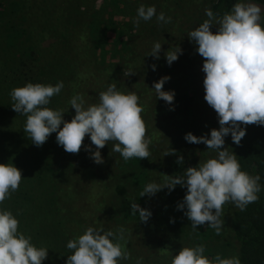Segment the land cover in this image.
Masks as SVG:
<instances>
[{"label":"trees","instance_id":"trees-1","mask_svg":"<svg viewBox=\"0 0 264 264\" xmlns=\"http://www.w3.org/2000/svg\"><path fill=\"white\" fill-rule=\"evenodd\" d=\"M50 1L52 4L58 2L0 0V164L12 163L22 173L19 189L0 204V210L11 211L16 216L18 230L31 236L36 247L48 248V257L42 264H65L67 256L72 253L66 247L67 242L82 235L88 227L114 232L123 227L125 241L120 243L130 252L131 258L121 260L119 264H136L144 249L134 248V243L138 238L149 241L145 238L149 234H145L147 231L156 238L150 244L161 242L157 249L166 251L175 246L176 227L168 221L171 214L167 218L162 215L164 204H169L175 214L182 212L181 230L183 227L192 229L184 211L177 210V204L186 194L185 187L176 185L171 192L164 188L151 197H140L139 194L150 182L162 183V174H184L185 163L177 164L176 161L186 154L185 147L189 143L184 139L185 135L196 129L203 132L204 126L216 121L209 120L211 117L207 116L205 119L208 121L203 125L204 120L198 119V97L183 85L184 79L179 73H174V68L182 64V60L177 59L170 66L165 63L168 74L159 76L160 79L170 77L163 90L174 91L171 105L157 99L154 91L144 102L142 91L148 90L145 86L136 93L143 108L141 117L146 125V137L151 138L148 159L125 161L119 153L111 151L113 142H109L100 149L104 162L96 164L91 153L85 150L86 146H91L93 152L96 150L88 135L78 154L67 153L58 145L56 133H52L42 146H35L23 131L26 117L11 107L13 102L9 94L13 88L29 82L54 86L62 81L61 92L53 96L46 107L63 110V119L70 122L75 110L69 101L74 95H83L87 107L98 103L99 93L110 84L115 83L118 91L127 94L131 92L132 85L140 81L131 78L132 75H123V69L132 71L127 62L117 63L105 58L106 52L112 54L116 50L115 46H106L110 35L111 42L117 41V29L112 18L108 21L112 26L103 24L100 28L96 21L93 22L92 13L87 14L92 20L86 22L88 29L85 35L84 28L73 26L74 20L69 19L65 11L48 10L52 7ZM107 1H113L118 10L124 11L116 5L118 0ZM119 1L126 3V0ZM250 1L264 9V0ZM237 2L239 0H208L207 9L222 17ZM48 4L50 6H46ZM164 57L160 52V58ZM200 99L205 100L204 96ZM149 111L156 112L152 123L148 119ZM241 127L245 128L246 135L240 145L233 143L230 137L233 152L242 171L260 176L261 191L257 193L258 201L250 203L244 211L231 205L226 222L229 250L231 257H239L241 264H264V126ZM172 149L175 150L174 155L164 156ZM184 158L189 159L190 156L185 155ZM132 202L151 211L146 223L139 221L138 213L131 214ZM176 222L180 224L178 220ZM196 232L199 233L198 229ZM164 236L166 242L160 240ZM192 240L195 246L202 245L198 238ZM154 256L152 264H160L162 257L157 253ZM143 260L142 264H145ZM164 262L170 264L166 259Z\"/></svg>","mask_w":264,"mask_h":264},{"label":"clouds","instance_id":"clouds-1","mask_svg":"<svg viewBox=\"0 0 264 264\" xmlns=\"http://www.w3.org/2000/svg\"><path fill=\"white\" fill-rule=\"evenodd\" d=\"M261 12L259 5L244 2L235 3L222 17L206 8L208 19L187 34L197 45L196 52L204 58V99L215 110L219 129H212L210 137H197L189 132L184 139L192 144L203 143L217 155L186 168L182 176L162 174V183H148L139 196L151 197L164 188L171 192L176 185L185 187L186 194L177 204V210L184 211L193 231L198 226L207 225L220 235L225 223L221 216L226 203L244 211L259 199L260 176L242 171L236 154L229 152L224 145L229 134L233 143L240 145L246 135L241 125L264 126V27L261 26ZM154 16L157 23H171V17H166L163 12L157 15L155 6L144 5L138 7L133 22L138 28L141 20L147 22ZM212 26H217L215 33L211 31ZM161 49V43L156 42L148 56L159 59ZM179 54H182L179 46L165 52L169 66ZM151 67L155 70L156 65ZM135 74L131 70L123 72L125 77ZM169 79L168 76L162 77L154 82L152 89L157 99L171 105L174 91L163 90ZM62 88V81L54 86L29 82L13 88L9 94L12 109L26 117L23 131L35 146H42L52 133H56L58 145L67 153L78 154L88 135L96 150L93 152L91 146H86L85 150L91 153L96 164L104 162L100 149L109 142H113L111 151L119 153L125 161L150 157L151 138L146 137V125L141 117L143 108L135 92L122 93L113 83L99 93L98 103L87 107L83 95H74L69 103L75 115L69 122L63 119V110L46 107ZM174 154L175 150L164 156ZM176 163L182 164L183 157H178ZM21 180L20 169L12 163L0 164V204L19 189ZM130 209L131 214L138 213L139 221L144 223L152 215L136 202L130 203ZM18 229L16 216L11 211L0 210V264H42L48 257V248L36 247L31 236ZM120 241H125L123 227L115 232L88 227L82 235L67 242L66 247L72 253L67 256L65 264H119L121 260H129L131 254ZM204 251L203 245L182 247L172 256L170 264H241L237 256L222 258L217 254L209 260L203 255ZM142 260V257L138 258L136 264H142Z\"/></svg>","mask_w":264,"mask_h":264},{"label":"rangeland","instance_id":"rangeland-1","mask_svg":"<svg viewBox=\"0 0 264 264\" xmlns=\"http://www.w3.org/2000/svg\"><path fill=\"white\" fill-rule=\"evenodd\" d=\"M177 1L178 3L176 4V0H126V3L124 4L118 0L116 1V5L118 4L119 8H124V11L121 9L120 11L114 5L113 1L58 0L56 4L53 3L54 6L50 1L52 7H49L48 10H53L56 12L59 10L65 11V15L69 19L74 20L73 26H77L78 29L84 28L83 33H85V35L87 33L86 30L88 29L86 22H88V20H92V18H89L87 14L92 13L94 16L93 22L96 21V24L100 26V28H103V24H107L108 26V21L112 18V20L115 21V23H113L116 26L115 29H117L115 33L117 34V41L111 42L110 35L107 39L109 42L107 41L106 46H115L114 48L116 50L112 54H110V51L106 52L105 58L109 61L111 60L117 63L125 61L129 64H127V66L131 67L132 71L136 73L135 75H132L131 78L140 80L137 83H142L141 85L134 83L132 85L131 92L137 93L139 90L143 89L144 86L148 89L142 91L145 95H143L144 102H147L151 98L154 91L152 89L153 84L154 82H157V80H160L159 76L164 75L165 73L168 74V72H166L167 64L165 63H167V61L165 57L158 60L152 56H148L151 53L154 44L156 42L161 43V52L164 54L169 48L174 49L179 46L182 49V54L178 55V60H182V64L179 67L174 68V73L175 75H178L176 73H179V76L184 79L182 82L183 85L186 86L188 90H190L189 92H193L195 96L198 97L197 100H199V104H196V106L198 108L199 114L198 119L204 120L202 124L204 125V123L208 121L205 119L207 116L211 117L209 120L216 121L214 123L210 122V125L208 126H204L205 129L203 132L200 130L202 133L198 132L197 129L192 130L191 133L197 137L202 135H209L210 137V132L212 129H219V123L217 119L218 117L215 110L211 108L205 100L200 99V97L205 96V90L203 86L205 73L202 71L204 58L201 57L198 52H196L197 45L190 41L187 35L190 31L199 27V25L202 24L204 20L208 19L205 14V9L208 6V0ZM179 2L180 5H178ZM239 2L255 3L250 0H239ZM50 4L46 6H50ZM140 5H144L146 7L155 6L157 15L160 12H163L166 17H171V23H157L156 17L154 16L150 21L147 22L141 20L140 25L137 28L133 21L137 17V9ZM261 17V26L264 27V9H262ZM109 29L110 28H108L106 31L107 34L109 33ZM81 31L82 30H80V32ZM211 31L215 33L217 31V26H212ZM96 33L98 35V32ZM122 39L124 40V43ZM152 65H156L155 70L152 69ZM122 72H125L124 69ZM95 73H97V71ZM149 106H146V110H149ZM149 113L148 119L150 120V123H152V118L156 115V112L149 111ZM162 121L164 122V120ZM194 124H196V122H194ZM202 124L200 125V128L203 127ZM159 128L160 127H158L156 130ZM192 128H194V126H192ZM166 130L168 131L169 128ZM230 137V134L225 137L224 147L228 148L229 152H232L233 148L230 142ZM185 150L186 154L182 156L183 162L185 163V169L183 168L182 172H185L186 168L188 167L197 166L199 162H204L208 158H215L217 155L216 152L209 151L207 146L203 143H189V145L185 147ZM185 155H189L190 158L185 159ZM179 175L182 176L183 174ZM231 205L233 204L226 203L223 206L224 214L221 216V219L224 220L225 223L220 235H216L215 230L208 227L207 225L198 226L199 233L193 231V229L188 230L184 227L181 230L180 228H182V226L180 225L183 221L182 212L175 214L173 213L174 210L170 208L169 204H164L162 206L164 209L162 215L164 218H167V216L171 214L172 218L171 220L168 219V221L172 227H176L177 233L175 234L174 238L176 242L175 246L172 249H167L166 251L160 250L159 248L157 249V246L160 245L161 242H154L153 244H150L152 241L156 240V238L151 237V233L147 231L145 234H149L148 236H145V238H149L150 240L147 241L144 238L140 240L138 238L134 243V248L141 247L144 249V252L140 253L142 258L144 256L143 263L152 264V258H154V255L157 253L162 257V259H160V264H166V262H164L165 259L170 262L172 256L178 253L182 247H195L192 239L198 238L200 241H202V245H204L203 247L205 251L203 255L209 260H213L217 254H220L222 258H231L232 254L229 250L230 238L226 229V222L228 220ZM174 209L176 210V206H174ZM176 220H178L180 224H178ZM184 229L187 231H183ZM172 231L174 232V230ZM160 240L166 242V237L164 236L160 238ZM168 242H170V240H168Z\"/></svg>","mask_w":264,"mask_h":264}]
</instances>
